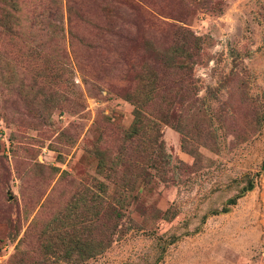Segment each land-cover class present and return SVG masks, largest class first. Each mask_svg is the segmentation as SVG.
I'll return each mask as SVG.
<instances>
[{
    "label": "rangeland",
    "instance_id": "1",
    "mask_svg": "<svg viewBox=\"0 0 264 264\" xmlns=\"http://www.w3.org/2000/svg\"><path fill=\"white\" fill-rule=\"evenodd\" d=\"M263 163L264 0H0V264H264Z\"/></svg>",
    "mask_w": 264,
    "mask_h": 264
},
{
    "label": "trees",
    "instance_id": "2",
    "mask_svg": "<svg viewBox=\"0 0 264 264\" xmlns=\"http://www.w3.org/2000/svg\"><path fill=\"white\" fill-rule=\"evenodd\" d=\"M51 8L52 7H49V12L50 13L55 12L54 7L52 9ZM184 50L185 49L183 48V46H181V47H178L177 49H175V53L177 55V54H180L181 52H184ZM179 66L180 67H184L183 64H180ZM140 127H141L140 126V122H135V125L133 126V129L131 130V132H133V133H131V135H129V138L131 139V141L135 142L134 139H136L135 137L139 135V129H140ZM262 169H264V163L261 166V170ZM252 187H253V182L250 181L247 189H251ZM234 202H235V198L228 199V203L231 204V203H234Z\"/></svg>",
    "mask_w": 264,
    "mask_h": 264
}]
</instances>
